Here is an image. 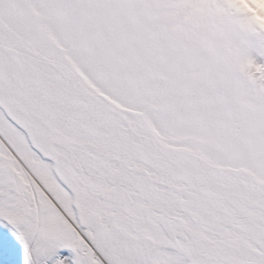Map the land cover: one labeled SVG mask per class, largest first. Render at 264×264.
Returning <instances> with one entry per match:
<instances>
[{"label":"snow or ice","instance_id":"snow-or-ice-1","mask_svg":"<svg viewBox=\"0 0 264 264\" xmlns=\"http://www.w3.org/2000/svg\"><path fill=\"white\" fill-rule=\"evenodd\" d=\"M0 264H264V0H0Z\"/></svg>","mask_w":264,"mask_h":264}]
</instances>
